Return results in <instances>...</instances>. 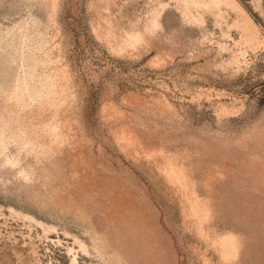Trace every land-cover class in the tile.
I'll return each instance as SVG.
<instances>
[{
	"label": "rangeland",
	"instance_id": "rangeland-1",
	"mask_svg": "<svg viewBox=\"0 0 264 264\" xmlns=\"http://www.w3.org/2000/svg\"><path fill=\"white\" fill-rule=\"evenodd\" d=\"M0 264H264V0H0Z\"/></svg>",
	"mask_w": 264,
	"mask_h": 264
}]
</instances>
